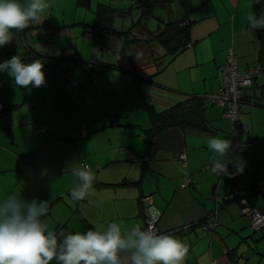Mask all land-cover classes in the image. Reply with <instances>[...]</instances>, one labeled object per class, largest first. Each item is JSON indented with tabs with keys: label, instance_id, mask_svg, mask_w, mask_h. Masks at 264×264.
<instances>
[{
	"label": "crops",
	"instance_id": "crops-1",
	"mask_svg": "<svg viewBox=\"0 0 264 264\" xmlns=\"http://www.w3.org/2000/svg\"><path fill=\"white\" fill-rule=\"evenodd\" d=\"M99 4L128 8L133 0H50L33 28L13 33L0 47V62L14 55L25 62L39 59L46 76L40 88H22L0 73V103L8 111L0 115V199L16 194L47 200L43 219L57 234L107 221L126 234L143 228L140 200L150 196L160 213L158 230L188 248L184 264H264V228L253 232L240 213L241 201L264 211V189L256 187L264 183V74L246 90L240 108V122L248 128L243 139L253 143L251 152L231 151L245 162L240 174L212 170L208 140L230 139V123L206 97L220 85L229 48L239 69L260 61L264 34L249 26L247 16L264 12V2L253 9L252 0H166L155 6V24L151 17L143 19V29L133 32L146 39L147 32L187 19L189 43L174 53L155 40L125 47L123 37L110 34L95 41L90 26ZM128 20H115V28L127 29ZM191 97L201 100L203 126L171 125L147 148L151 112ZM79 163L96 179L87 198L73 201L70 189L78 180L72 169Z\"/></svg>",
	"mask_w": 264,
	"mask_h": 264
},
{
	"label": "clouds",
	"instance_id": "clouds-1",
	"mask_svg": "<svg viewBox=\"0 0 264 264\" xmlns=\"http://www.w3.org/2000/svg\"><path fill=\"white\" fill-rule=\"evenodd\" d=\"M264 0H252L253 5ZM50 7V0H0V47L13 39V30L23 31L39 22ZM249 26L264 30V12L253 10L247 16ZM44 64L35 59L25 62L20 55L0 62L17 87L40 88L46 83ZM207 148L214 154L212 170L226 176L244 171L242 157L231 154L232 141L210 137ZM232 164L235 172L229 170ZM78 183L70 189L73 201H82L94 191L95 176L86 164L72 169ZM49 213L47 200L21 198L16 194L0 199V264H184L186 245L172 235L160 234L152 226L133 227L126 234L116 222L95 224L86 231L62 230L57 234L43 219ZM155 223L160 213L149 209ZM122 253L129 254L127 259Z\"/></svg>",
	"mask_w": 264,
	"mask_h": 264
},
{
	"label": "trees",
	"instance_id": "trees-1",
	"mask_svg": "<svg viewBox=\"0 0 264 264\" xmlns=\"http://www.w3.org/2000/svg\"><path fill=\"white\" fill-rule=\"evenodd\" d=\"M165 1L166 0H133L132 6L128 7V8H117V7H112L108 4H99L97 6V10H96V22L92 26H90L91 36L95 41H98L100 43L103 41V39L106 35L111 34V35H115L118 37H123L124 42H125L124 43L125 47L128 44L134 43V42L137 43V42L143 41V42L148 43L152 40H155V41L159 42L163 47H165V49L168 51L167 53H174L178 49H181L182 47L186 46L189 43L188 38H189V25H190V23L187 26H182L180 23L184 19H181L177 22L166 23L156 33L147 32L148 38H146V39L138 38L137 36H135V33L133 32L134 29H136V28L143 29V26H142L143 25L142 24L143 19L151 17L154 7L157 5H160V4L163 5L165 3ZM135 10H138V12L140 13L139 17L136 20L133 19V13ZM117 19H123V20L130 19L132 21V23L130 24V26L127 29L119 30V29L115 28V26H114V22ZM30 28H33V26L31 24L29 25V27H27L23 31L26 30L25 32H27ZM259 31L264 34V30H259ZM13 33L17 34V33H19V31L13 30ZM93 49H95V47H93ZM69 50H72V52L71 53L66 52V54L69 57H71L73 55L74 51H73V49H69ZM92 63H93L92 61L86 62L87 67L88 66L91 67ZM111 66H114V65H111ZM73 82H75V81H72L71 83L73 84ZM74 84L76 85L77 82H75ZM191 100L194 101L195 104L192 107L185 109L184 104L186 102H190ZM185 103L179 102V103L175 104L174 106H172V107H170V108H168L162 112H159V113L151 112V119L153 122V126H152V128L144 131V133H145L144 135H145L146 143H147V148L151 147V145L153 143V139L157 134L161 133L166 127H169L171 125L187 126L188 128H191V129H200V127L203 126L202 125V123H203L202 117L203 116H202L201 100L198 98L196 100V98L193 99L191 97L187 101H185ZM2 105H3V109L0 112V115H6L8 112L7 108L4 104H2ZM81 127L82 126H80V128ZM80 128H79V130H80ZM84 129H85V133L84 134L81 133V134L83 136H86L88 134V131L85 127H84ZM247 132H248V128H247V131L243 135L240 136V139L242 141H248V140L243 139V136L246 135ZM230 140H232L231 131H230ZM233 152H248V151H233ZM181 154H183V153H181ZM181 154H180V160H181L182 164L185 165L186 159H185V161H183L181 159ZM89 169H91V168L89 167ZM256 187L259 190L264 189V185H262V182L259 183ZM148 197L150 198V196H148ZM140 205H141V200H140ZM247 205H251V204H247ZM251 206H253V205H251ZM141 209H142V205H141ZM240 213H241V208H240ZM244 218H246V217H244ZM248 223H249V220H248ZM249 227L251 228V230L253 232H259L264 228V226H262L258 230H253L252 227L250 226V223H249ZM143 228H144V226H143Z\"/></svg>",
	"mask_w": 264,
	"mask_h": 264
},
{
	"label": "built area",
	"instance_id": "built-area-1",
	"mask_svg": "<svg viewBox=\"0 0 264 264\" xmlns=\"http://www.w3.org/2000/svg\"><path fill=\"white\" fill-rule=\"evenodd\" d=\"M182 26L189 25V21L184 19L180 23ZM71 53L72 50H68ZM264 74V52L260 61L252 66L239 69L235 56L229 48L226 54L224 65L220 67V85L219 87L208 94L206 97L212 105L222 108L224 116L229 119L230 131L232 134V149L231 151H248L253 150V143L249 141H242L240 136L247 131V126L240 122V108L246 99V90L253 86L255 80ZM75 82H73L74 84ZM3 105L0 103V112ZM81 133H85L82 126ZM135 159V158H134ZM181 159L185 161V154H181ZM218 174V173H217ZM191 182L190 178H184V184L187 186ZM264 185V183H262ZM142 215L144 218V228L152 226L158 233V220L153 223L148 215L149 209H152V202L148 196L141 198ZM213 214L216 215L217 211L214 210ZM241 214L249 220L250 226L253 230H258L264 226V212L263 210L247 205L245 201H241ZM215 225V224H214ZM166 234V233H165Z\"/></svg>",
	"mask_w": 264,
	"mask_h": 264
},
{
	"label": "rangeland",
	"instance_id": "rangeland-1",
	"mask_svg": "<svg viewBox=\"0 0 264 264\" xmlns=\"http://www.w3.org/2000/svg\"><path fill=\"white\" fill-rule=\"evenodd\" d=\"M158 11H159V9H158V7H156V9H155V11H154L155 14H156ZM137 14H138V10H135L134 13H133V18H135V17L137 16ZM128 21L130 22V19H129ZM150 22H152V24H153V23L155 24V21H154L153 17H151ZM33 39H34V38H32V41H33ZM27 41H29V40H27Z\"/></svg>",
	"mask_w": 264,
	"mask_h": 264
}]
</instances>
